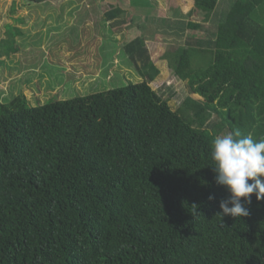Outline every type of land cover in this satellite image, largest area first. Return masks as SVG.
<instances>
[{
  "label": "trees",
  "instance_id": "16d2710c",
  "mask_svg": "<svg viewBox=\"0 0 264 264\" xmlns=\"http://www.w3.org/2000/svg\"><path fill=\"white\" fill-rule=\"evenodd\" d=\"M189 1L206 20L220 2ZM125 52L140 83L0 102V264H264V200L218 215L228 193L210 155L226 131L264 137V0H235L213 41L164 56L199 97L177 111L150 87L159 70L143 41Z\"/></svg>",
  "mask_w": 264,
  "mask_h": 264
},
{
  "label": "rangeland",
  "instance_id": "374dc122",
  "mask_svg": "<svg viewBox=\"0 0 264 264\" xmlns=\"http://www.w3.org/2000/svg\"><path fill=\"white\" fill-rule=\"evenodd\" d=\"M93 1L96 0H50L35 4L0 0V47L11 39L12 32H20L14 36L17 51L1 59L0 102L23 96L30 106L44 105L57 96L60 100L73 99L143 81L133 66L126 70L119 65L126 62L122 49L118 67L110 70L107 66L109 72L105 73V66H100V61L107 64L113 59L114 50L102 48L101 52L98 49L103 42L96 39L100 31L105 30V20L96 15L98 12L92 6L82 8ZM165 1L166 6L172 4L171 0ZM234 1L220 0L215 23L224 20ZM148 27L150 33L157 28L155 24ZM104 33L108 35L110 28L106 27ZM199 36L204 37L203 32H199ZM160 37L171 39L170 35ZM169 59L175 60L173 56ZM203 62L196 61L195 67L204 65ZM167 67L165 73L162 71L150 83L152 90L168 100L173 111H177L188 96L198 100L199 97L191 94L187 81L177 79L169 65Z\"/></svg>",
  "mask_w": 264,
  "mask_h": 264
},
{
  "label": "crops",
  "instance_id": "0c3cea01",
  "mask_svg": "<svg viewBox=\"0 0 264 264\" xmlns=\"http://www.w3.org/2000/svg\"><path fill=\"white\" fill-rule=\"evenodd\" d=\"M189 2V0H174L172 4L166 6L168 2H164V0H96L82 6L84 9H89L92 6L98 12L96 15L105 20V30L100 31V37L96 39L103 42L102 45H98V49H101V52L104 51L102 48L105 50L111 48L114 51L113 59L109 63L106 64L104 60L100 61V66L104 65L105 70L107 69L104 72H109L107 66L110 67V70L118 67V61H121V49L126 62L119 65L126 70L130 66L134 67L125 52V46L135 39L143 41L150 61L159 70V74L162 71L165 73L168 68V61L164 59L168 52H174L180 47L194 46L199 41H213L216 29L223 20L220 23H215V12L206 20L203 13L193 12V6ZM115 9H118L119 12L114 11ZM160 22L164 25H160ZM189 23L197 24L198 27H191ZM153 24L157 28L153 30V33H150L148 26H153ZM167 26H170L171 29H166ZM106 27L110 28L108 35L104 33ZM159 27H161L160 29L163 27V30H159ZM199 32H203L204 37H200ZM166 34L170 35L171 39L166 37ZM160 36H165L166 39Z\"/></svg>",
  "mask_w": 264,
  "mask_h": 264
},
{
  "label": "clouds",
  "instance_id": "9594fccd",
  "mask_svg": "<svg viewBox=\"0 0 264 264\" xmlns=\"http://www.w3.org/2000/svg\"><path fill=\"white\" fill-rule=\"evenodd\" d=\"M210 155L214 181L228 193L219 201L217 214L248 217L251 197L264 200V137L254 139L251 132L243 134L235 128L214 137ZM214 199V195L208 196L209 201ZM192 206L197 210V205Z\"/></svg>",
  "mask_w": 264,
  "mask_h": 264
}]
</instances>
